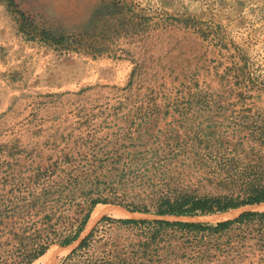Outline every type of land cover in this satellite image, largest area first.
I'll list each match as a JSON object with an SVG mask.
<instances>
[{
    "label": "rangeland",
    "instance_id": "rangeland-1",
    "mask_svg": "<svg viewBox=\"0 0 264 264\" xmlns=\"http://www.w3.org/2000/svg\"><path fill=\"white\" fill-rule=\"evenodd\" d=\"M18 5L84 49L26 40L0 0V243L36 231L67 246L32 264H264L259 217L207 234L119 221H181L155 214L161 197L264 184V0H79L67 15ZM254 205L190 217L216 225L264 212Z\"/></svg>",
    "mask_w": 264,
    "mask_h": 264
},
{
    "label": "trees",
    "instance_id": "trees-1",
    "mask_svg": "<svg viewBox=\"0 0 264 264\" xmlns=\"http://www.w3.org/2000/svg\"><path fill=\"white\" fill-rule=\"evenodd\" d=\"M5 2L8 10L11 13L16 14L18 18L17 21L19 24V30L26 40L37 41L49 48L59 51L80 52L84 49V45L82 43L80 35L65 33L57 34L44 29L41 30L39 29V26L35 24L36 20L29 14H27L24 10H22L16 0H5ZM29 20L30 23H26ZM235 69L237 70L238 67ZM191 94L194 97L201 96L206 98L213 95L209 92L203 91H196ZM99 203H107V200L101 199L100 197L91 199L88 212L82 220L81 225L77 228V231H75L73 235L63 239L60 242L61 244L70 245L74 241L78 240L81 232L84 230L87 224L88 219L91 216V212ZM260 203H264V184L252 182L247 186V189L243 193V195H239L237 197L210 194L197 195L189 192L178 193L175 197H161L155 214H158L160 216H194L199 214L222 213L230 209H236L247 205H258ZM131 211L150 212L146 208H135L131 209ZM257 217H259L261 220H264V212L246 211L234 220L219 222L216 225L202 222L169 221L165 219L136 220L126 218L119 219V221L124 224L139 222L143 224L155 223V229L157 230L156 232L160 231V228H176L179 230H188L189 232H194L197 234H207L210 233V231L212 233H218L227 230L234 223H247L256 220ZM27 228L28 227H26L23 231H25ZM93 233L94 232H91L84 239L83 244L81 245L83 248L89 245V241ZM11 234L13 236H19V233L15 231L11 232ZM154 238H156V236H154ZM20 239H23V244L22 246L16 247L15 249L7 247L8 245L6 243H4L6 247H4L3 244L0 243V264H32L40 257H42L49 250L51 245L55 243L50 235H45V237H43L40 232L36 231L35 234H33V237L31 235H23V237H21ZM26 239H28L29 241ZM24 240L28 241V243H26ZM145 244L147 245V243ZM66 247L60 246L59 248Z\"/></svg>",
    "mask_w": 264,
    "mask_h": 264
},
{
    "label": "crops",
    "instance_id": "crops-1",
    "mask_svg": "<svg viewBox=\"0 0 264 264\" xmlns=\"http://www.w3.org/2000/svg\"><path fill=\"white\" fill-rule=\"evenodd\" d=\"M17 3L25 6L26 8L35 9L46 15H67L71 13L78 5L79 0H16ZM252 206V205H247ZM174 215H163V218H169ZM181 221L197 222L192 220L190 216H176ZM169 220V219H165ZM65 248H59L57 246L51 247L44 255L50 254L52 251L54 256L61 254ZM43 255V256H44ZM54 256L50 255L48 260L52 262Z\"/></svg>",
    "mask_w": 264,
    "mask_h": 264
}]
</instances>
